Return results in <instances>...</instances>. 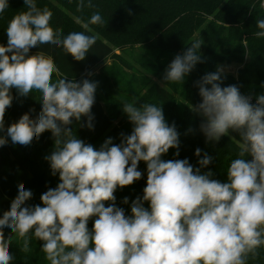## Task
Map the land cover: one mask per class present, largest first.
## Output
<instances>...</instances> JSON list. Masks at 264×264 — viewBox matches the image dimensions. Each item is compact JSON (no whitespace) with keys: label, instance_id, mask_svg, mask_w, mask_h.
Instances as JSON below:
<instances>
[{"label":"clouds","instance_id":"9594fccd","mask_svg":"<svg viewBox=\"0 0 264 264\" xmlns=\"http://www.w3.org/2000/svg\"><path fill=\"white\" fill-rule=\"evenodd\" d=\"M24 4L27 10L7 25V46L0 45V132L12 104V89L24 97L40 93L38 117L33 120L24 114L7 127V137L13 144L28 146L51 131L55 148L46 159L60 182L46 190L41 204L34 207L25 203L32 191L23 183L18 186L10 210L0 218V264H12L14 238L22 242L25 253L31 239L41 241L49 264H249L250 258L258 257L264 248V95L253 105L236 86L222 88L219 73L202 78V103L193 110L206 118L201 130L207 140L219 141L230 131L239 135V151L227 169V182L213 179L211 171L194 170L187 159L161 158L179 147L178 132L153 103L136 107L135 102H123V111L134 124L132 133L119 145L109 139L96 150L67 126L87 116L92 128L97 84L53 82L58 71L53 57L43 51L29 55V51L52 45L82 61L97 37L75 31L64 35L51 26L53 14L47 7H37L35 0ZM84 6L81 0L78 10ZM87 6L92 7L91 2ZM8 8V0H0V14ZM88 23L105 22L97 12ZM84 27L91 31L88 24ZM257 27L261 31L255 35L264 37V19L257 21ZM202 43L194 41L175 57L166 72L168 82H181L193 69ZM7 142L0 135V146ZM200 151L195 154L200 156ZM211 159L205 155L199 164L207 166ZM140 161L147 165V184L142 200H134L131 215H126L115 206L114 193L141 178ZM123 203H128L127 197ZM6 227L12 231L7 239Z\"/></svg>","mask_w":264,"mask_h":264},{"label":"trees","instance_id":"16d2710c","mask_svg":"<svg viewBox=\"0 0 264 264\" xmlns=\"http://www.w3.org/2000/svg\"><path fill=\"white\" fill-rule=\"evenodd\" d=\"M35 2L37 7H47L52 12L51 26L55 30H62L64 35L69 33L70 23L73 22L71 15H74L88 26L106 33L108 38L112 37L115 42L120 38L124 46L138 44L152 51L160 49L165 53L160 56L164 60L174 58L178 52L182 56L194 41H203L198 50L200 60L185 75L182 89L165 79L168 70L164 69L166 61H159L157 72L162 76V83L170 89H180L176 91L179 93L178 99L160 84H154L152 89V96L162 107L163 114L169 115V126L174 125L178 132L179 147L171 148L172 153L166 154L162 159H187L194 170L199 168L202 174L211 171L213 179L227 182V169L239 151V135L230 131L219 141L207 140L201 130V124L206 122V118L193 109L202 103L199 94L202 78L207 74L219 73L215 67L222 61L244 63L236 78L219 73L222 88L236 86L241 95L251 99L250 103L253 105L256 104L258 96L264 95V37L255 35L261 31L257 27V21L264 19L261 0H83L85 6L82 10H78L81 0ZM89 2L92 7L87 6ZM8 4L9 8L0 16V22L10 21L16 14L27 10L24 0H8ZM97 12L105 23L89 24L91 15ZM0 45L7 46L6 30H0ZM117 46L120 45L117 43ZM41 51L52 56L57 66L58 71L53 74V82L66 79L82 84L84 80L90 79L94 68L107 61L118 63L125 69L132 68L131 64L116 53L110 43L99 38L82 61L75 60L62 48L52 45L33 47L29 55ZM10 94L13 97L12 104L6 109L5 128L0 132L8 141L4 146H0V218L5 211L10 210L11 202L18 195V186L21 183L33 193L25 202L31 207L41 204V195L59 184L56 175L42 163L43 158L46 159L55 148L56 138L51 131H45L38 138H34L28 146L13 144L11 138L7 137V127L18 122L24 114H29L33 120L38 117L42 110L40 93L33 92L24 97L12 89ZM94 97L90 112L92 128L87 126V116H82L80 121L73 119L72 124L67 127L72 129L78 139L93 147L109 140L105 139V136L110 131H115L116 134V137L111 138L112 145L121 144L126 137V120L121 119L116 125V117L106 110L103 99L96 93ZM122 112L123 108L117 115ZM196 149L201 150L200 156L195 154ZM177 152L179 155H176ZM205 155L212 158L211 162L207 166H201L199 160ZM138 170L142 176L134 182V200L138 197L142 200L147 184V170L143 168L142 161L138 163ZM117 191L118 188L114 193L115 206L121 207L117 201ZM110 203L105 202V206H110ZM143 206L147 208V202H144ZM125 214L131 215V207ZM94 219L95 217L89 220L90 230ZM4 234L7 239L12 235L11 229L6 227ZM41 246L42 242L33 238L29 245L30 251L25 253L21 251V244L18 245L13 239L10 246L14 257L12 264H49ZM249 264H264V248L259 249L258 257L249 259Z\"/></svg>","mask_w":264,"mask_h":264},{"label":"rangeland","instance_id":"374dc122","mask_svg":"<svg viewBox=\"0 0 264 264\" xmlns=\"http://www.w3.org/2000/svg\"><path fill=\"white\" fill-rule=\"evenodd\" d=\"M0 16H2V14H0ZM71 18L73 22L70 23L69 33L73 31L83 32L89 36L95 35L97 38L105 40L114 47L118 55H120L125 61H127L132 66L131 69H125L118 63L107 61L102 65L94 68L91 72L90 79H88L89 82H94L97 84L95 93L103 99L106 110L113 117H116L115 124L117 125L121 119L126 120V125L124 127V133L126 134V136L132 133L134 124L128 119V115L124 111L119 116L117 115L119 110L123 108V102H135L136 107H140L144 103H153L157 106H160L157 100H155L152 96V89L154 84H160L162 87L168 89L174 98H179V93L176 91H179L180 89L176 90L174 89L175 87H173V89H170L168 88V86H165L162 83V76L157 72V69L160 66L159 61L163 59V61H166V65L164 66V69L166 71L169 68V65L172 63V60H174L177 55H180V52L175 53L174 58L170 57L169 60H164V58H161L160 56L165 53L160 49H153L156 51L155 52L148 48L140 47L138 44L135 46L131 44H127L124 46L120 38H118L115 42L112 37L108 38L106 33H103L90 26H88V28H91V31H88V29L84 27V22H82L74 15H71ZM9 22L10 21L0 22V30H6ZM117 43L120 46H117ZM163 61L161 63H163ZM243 66L244 63L236 64L222 61L216 65L215 69L217 70V72L223 75H229L231 77L236 78L239 69ZM183 80L181 82L171 83L182 89ZM164 117L167 124L170 125L169 123H171V120L169 118V115L164 114ZM105 137V139H111L116 137L115 131H110L108 134H106ZM103 144L104 143L97 145L94 148L96 150H99ZM171 151L172 150L169 149L166 154L172 153ZM166 154L162 155L161 158H163ZM42 163L48 170L52 172L50 163L45 158H43ZM142 166L145 170H147V165L143 161ZM56 177L59 180L58 173L56 174ZM135 195V183L130 186L118 188V204H120L121 207H123V209L128 212L132 202L134 201ZM126 197L128 198L127 204L123 203L124 198ZM118 207L121 208L120 206ZM148 207L149 205L147 202V208ZM14 241L18 245L22 243L16 238H14Z\"/></svg>","mask_w":264,"mask_h":264},{"label":"built area","instance_id":"2783aa9c","mask_svg":"<svg viewBox=\"0 0 264 264\" xmlns=\"http://www.w3.org/2000/svg\"><path fill=\"white\" fill-rule=\"evenodd\" d=\"M260 5H261V8L264 10V0H261Z\"/></svg>","mask_w":264,"mask_h":264}]
</instances>
